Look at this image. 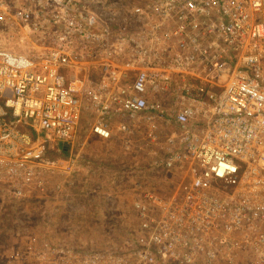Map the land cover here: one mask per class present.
<instances>
[{"label":"built area","instance_id":"obj_1","mask_svg":"<svg viewBox=\"0 0 264 264\" xmlns=\"http://www.w3.org/2000/svg\"><path fill=\"white\" fill-rule=\"evenodd\" d=\"M105 16L80 0H0V21L32 35L30 53L0 49V188L18 201L61 191L77 156L59 155L87 113L90 135L146 150L171 192L134 201L130 250L29 236V264H264V0Z\"/></svg>","mask_w":264,"mask_h":264},{"label":"rangeland","instance_id":"obj_2","mask_svg":"<svg viewBox=\"0 0 264 264\" xmlns=\"http://www.w3.org/2000/svg\"><path fill=\"white\" fill-rule=\"evenodd\" d=\"M6 1L11 9H17L27 6L31 0ZM80 1L118 22L127 18L131 8L143 6L147 0ZM20 29L0 21L1 50L20 54L32 51L29 40L24 39ZM26 34L32 38L28 31ZM88 122V114H81L71 148H67V157L79 153L81 163L77 175L81 167L86 169L88 161L92 170L99 171L102 176L92 173L85 180L77 178L79 182L74 177L60 179L62 188L58 193L50 192L45 197L20 201L13 200L0 188V264H29L30 244L26 243L29 236L46 239L54 246L98 251L130 250L140 234L134 201L142 199L147 189L154 191L159 198L170 194L172 177L150 168L146 150L125 152L116 138L103 140L90 135ZM97 185L96 191L111 190L112 195L107 201L102 196H87L86 192ZM123 190L129 193L124 194ZM89 205L92 211H86Z\"/></svg>","mask_w":264,"mask_h":264},{"label":"crops","instance_id":"obj_3","mask_svg":"<svg viewBox=\"0 0 264 264\" xmlns=\"http://www.w3.org/2000/svg\"><path fill=\"white\" fill-rule=\"evenodd\" d=\"M21 30V32H22V34H24V39H27V34H26V32H27V29L26 28H21L20 29ZM32 36V35H31ZM75 155L77 156V169H78V167L80 166V155H79V153H75ZM86 164H87V167H86V169H87V171L88 172H86V169L84 168H82L81 167V169H80V173H78V175L76 174V176H74V178H84V180L85 179H87V178H89V176H90V174H92L93 173V175L95 174V175H97V177H99V176H102V174H98V172L99 171H94V170H92V168L90 167V164H89V162L88 161H86ZM90 168H91V170H90ZM85 170V171H84ZM91 171V172H90ZM105 174H107L106 173V170L105 169H103L102 170ZM77 181H78V179H77ZM79 182V181H78ZM136 184L138 185V182H136ZM95 188H98V185L97 186H95L94 187V189H90V190H88L86 193H87V196H89V197H95V196H102L103 198H104V200L105 201H107L108 199H109V196H111L112 194H111V190H108V189H104V190H102V189H99V190H95ZM134 190H136V189H134ZM123 193L124 194H127V193H129L127 190H123ZM123 193H121V194H117L118 195V198L123 194ZM89 200H90V198H89ZM94 203V202H93ZM89 204V203H88ZM90 206V205H89ZM93 210V208H92V206H90V207H87L86 208V211H92Z\"/></svg>","mask_w":264,"mask_h":264},{"label":"trees","instance_id":"obj_4","mask_svg":"<svg viewBox=\"0 0 264 264\" xmlns=\"http://www.w3.org/2000/svg\"><path fill=\"white\" fill-rule=\"evenodd\" d=\"M67 155H68V154H67V148H65V149H63V150L61 151L59 157L65 159V158H67Z\"/></svg>","mask_w":264,"mask_h":264}]
</instances>
